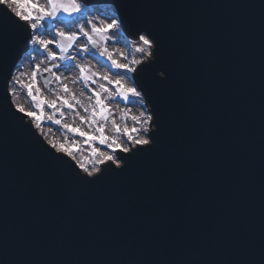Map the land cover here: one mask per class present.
Instances as JSON below:
<instances>
[{"label":"water","instance_id":"1","mask_svg":"<svg viewBox=\"0 0 264 264\" xmlns=\"http://www.w3.org/2000/svg\"><path fill=\"white\" fill-rule=\"evenodd\" d=\"M129 2L88 0L116 6L126 30L147 20L160 32L157 71L136 82L152 109L168 112L167 141L134 173L82 188L38 134L0 125V262L6 248L9 264H223L241 234L258 259L264 0ZM161 63L171 73L163 84L153 79ZM3 86L0 76V99Z\"/></svg>","mask_w":264,"mask_h":264},{"label":"snow or ice","instance_id":"2","mask_svg":"<svg viewBox=\"0 0 264 264\" xmlns=\"http://www.w3.org/2000/svg\"><path fill=\"white\" fill-rule=\"evenodd\" d=\"M0 6V76L4 81L3 97L0 99V125L7 128L13 123L19 124L22 128L26 127L34 137L37 134L43 137L44 142L37 139L38 147L57 165L62 166L65 173L82 188L98 186L109 179L132 174L140 168L145 158L161 151L169 134V114L164 110L158 111L156 107L147 110L145 97L148 89L143 84H137L136 76L132 75L146 72L154 74L157 71V61L165 43L150 21L134 22L125 30V19L119 12L89 19L88 0H0ZM156 6L143 0H130L126 5L129 9ZM260 8L264 40V3L260 4ZM125 31L128 36L134 37L130 43L134 45L135 52L141 54L140 58L129 59L130 52L109 47L110 44H119L121 39H126ZM29 52L33 55L29 56ZM85 54L93 57L98 54L105 58L109 63L103 67L108 68V71L101 72L91 64L84 63ZM25 57H28L26 62ZM62 68L64 71L75 72V76L69 81L61 72ZM159 68L162 69L160 75H153V79L163 84L170 79V68L165 63L159 64ZM112 69L118 70L114 74L115 79L112 78ZM41 77L45 84H57L58 87L51 93L53 98H49L40 87ZM128 80L132 83H128ZM78 82L82 84L79 93L70 87V84ZM109 85H114V90ZM21 89L31 107L16 103L15 98ZM117 96L123 101L139 103L145 109L131 116V127L126 123L123 126L118 123L106 102ZM46 110H50L51 114ZM65 110L78 117L80 125H87L92 131L55 118L57 115L63 118ZM121 119L126 120L127 113ZM45 120L61 126L66 133L81 137L90 148V157H78L80 145L75 140L69 141L67 137L63 140L48 138L42 128ZM109 121L113 135L106 134L105 125ZM261 126L259 256L253 260V257H257L256 249L241 234L229 242L232 258L223 264H264V80ZM96 144L107 151L94 146ZM0 264H9L6 248L5 259ZM11 264H29V261L16 259ZM172 264L203 262L192 257H182Z\"/></svg>","mask_w":264,"mask_h":264},{"label":"rangeland","instance_id":"3","mask_svg":"<svg viewBox=\"0 0 264 264\" xmlns=\"http://www.w3.org/2000/svg\"><path fill=\"white\" fill-rule=\"evenodd\" d=\"M105 11H109L110 13L117 12L115 10V8L110 7V6H105ZM105 11L94 10L93 8H89L88 7V18L92 19V18H94L96 16L99 17L98 14L99 13H105ZM126 45H127V48H126ZM109 47L110 48H120L121 50H126V51L130 52V55L128 57L129 59H131V58H139V56H140L139 53L135 52L134 45H131L130 40L127 37H126V39H121V42L119 44H110ZM32 55L33 54L31 53L29 56H32ZM27 59H28V57H27ZM97 61L99 63H97ZM83 62L91 64L95 70H99L101 72H107L108 71V68L103 67V66L107 65L109 62L105 58L100 57L98 54H96L94 57H93V55L85 54ZM122 62H127V60H123ZM117 71L118 70H116V69H112L111 70L113 79L116 78L114 74ZM65 76H67L68 78L72 79L75 76V72L69 71L68 73H66ZM125 79H127V77H125ZM40 80H41L40 87L42 88L44 93L46 95H48L49 98H53L51 93H52V90H54V89H56L58 87L57 84L55 82H53L52 84H45L43 82V80H42V77L40 78ZM100 82L101 83H106V82H103V81H100ZM128 83H132V81L128 80ZM75 85L77 87H79V89L81 90L82 84H80L78 82ZM75 85L70 84V86H75ZM92 87H96V85H92ZM109 88L114 90V85H109ZM17 96H18V98H16V103L23 104L26 107H31L29 105L28 98H26V96L24 94V90L23 89L20 90V93ZM136 99L137 98H133V100H136ZM106 102L109 103L112 111H113V105H115L116 107L118 106V109H116L114 116H115L117 122L120 123L122 126L126 123L129 127H131L132 124H133V121L131 119H129L128 116H127L126 120H122L121 119V116L124 115L125 113H127L128 109H132L133 107H135L134 109H137V113L138 114H139L140 111H143V109H144L139 103H133L131 101H123L118 96L115 97V98L108 99ZM46 111L48 112V114H51L50 110H46ZM65 115H68L67 114V110H65ZM127 115H128V113H127ZM55 118L62 119L63 123H72L73 126H81L86 131H92V129L89 128L87 125H80V124L77 125V124H75L73 119L69 118L68 116H64L63 118H61V117H59L57 115ZM42 128H43V131L47 134L48 138H55V139L63 140L65 137H67V139L69 141L75 140L80 145V152L78 153V157L79 158L90 157V148L83 143V139L81 137L73 136L70 133H66L61 128V126L54 125L52 123V121H49V120H45L42 123ZM105 128H106V134L107 133L111 134V132L113 131L112 128H111V123L110 122H108L105 125ZM94 146L101 148V150L107 151V149H105L103 146H101L99 144H96Z\"/></svg>","mask_w":264,"mask_h":264},{"label":"bare ground","instance_id":"4","mask_svg":"<svg viewBox=\"0 0 264 264\" xmlns=\"http://www.w3.org/2000/svg\"><path fill=\"white\" fill-rule=\"evenodd\" d=\"M111 14L109 11H105V13H99L98 15H99V17H103L105 14ZM97 17V16H96ZM141 55V54H140ZM139 58H140V56H139ZM42 59V58H41ZM61 72H63L64 73V75H66V73H68L69 71H64V69H62L61 70ZM69 79V81L71 80V78H68ZM70 87H73L76 91H77V93H79V91H80V89H79V87H77L76 85L75 86H70ZM16 98H18V96H16ZM16 98H15V100H16ZM135 107H133L132 109H128L127 110V113H128V118L129 119H131V116L132 115H138V113H137V109H134ZM116 109H118V106L116 107L115 105H113V115L115 114V111H116ZM145 109H143V111H144ZM147 110H149L150 111V109L149 108H147ZM67 114L68 115H65V116H68L69 118H71V119H73V121H74V123L75 124H80V122H79V118L78 117H76V116H74V114L73 113H71V112H69V111H67ZM114 118H115V116H114ZM116 119V118H115ZM110 122V121H109ZM108 135H113L114 133H113V131L111 132V134H109V133H107ZM84 158H88V157H84Z\"/></svg>","mask_w":264,"mask_h":264}]
</instances>
